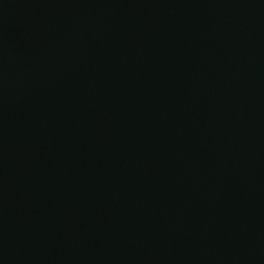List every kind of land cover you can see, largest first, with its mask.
Instances as JSON below:
<instances>
[{
    "label": "water",
    "instance_id": "1",
    "mask_svg": "<svg viewBox=\"0 0 264 264\" xmlns=\"http://www.w3.org/2000/svg\"><path fill=\"white\" fill-rule=\"evenodd\" d=\"M0 264H264V0H0Z\"/></svg>",
    "mask_w": 264,
    "mask_h": 264
}]
</instances>
